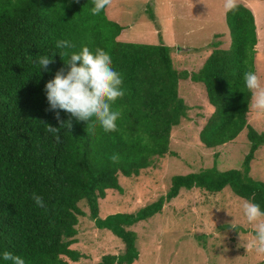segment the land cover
Masks as SVG:
<instances>
[{
  "label": "trees",
  "instance_id": "16d2710c",
  "mask_svg": "<svg viewBox=\"0 0 264 264\" xmlns=\"http://www.w3.org/2000/svg\"><path fill=\"white\" fill-rule=\"evenodd\" d=\"M238 5L235 12H224L229 46L212 42L201 66L187 72L173 67L169 47L162 42L118 40L123 27L108 19L105 9L93 16V0H0V254L7 250L21 255L26 264L77 261L82 254L71 245L85 206L94 225L112 232L123 245L122 253L102 255L94 264H131L138 255L136 236L126 227L159 212L180 188L218 192L228 186L264 210V182L249 176L250 161L264 145V131L246 120L251 93L243 82V73L253 71L255 25L249 7ZM60 39L70 40L73 52L87 46L93 53L100 48L110 54L125 90L113 105L122 113L119 131L104 133L97 125L92 134L86 122L50 109L45 84L58 70L68 71L67 58L62 60L55 47ZM52 53L54 63L47 71L39 69V57ZM187 77L203 85L212 107L198 131L203 147L225 144L246 129L249 145L240 167L218 171L213 165L174 175L163 195L135 213L98 218V199L107 189L121 192L118 175L137 176L152 166L154 157L172 154L171 128L186 110L177 81ZM56 111L72 125L61 128L59 143L45 128L60 127ZM113 154L118 163L109 159ZM32 193L43 197L47 211L35 206ZM0 264L9 262L0 259Z\"/></svg>",
  "mask_w": 264,
  "mask_h": 264
},
{
  "label": "rangeland",
  "instance_id": "374dc122",
  "mask_svg": "<svg viewBox=\"0 0 264 264\" xmlns=\"http://www.w3.org/2000/svg\"><path fill=\"white\" fill-rule=\"evenodd\" d=\"M238 3L248 6L253 15L256 44L252 65L264 84V0ZM223 4L224 0H113L105 15L123 27L118 40L162 42L169 47L177 71L194 72L208 55L212 42L218 41L224 49L229 46ZM177 94L186 110L171 128L168 149L172 154L154 157L152 166L140 170L137 176L118 175L121 192L107 189L98 199V218L135 213L163 195L174 175L213 165L218 171L240 167L249 145L246 129L225 144L203 147L198 131L212 112L204 87L188 77L179 78ZM246 120L256 131H264V114L252 108V98ZM249 166V176L264 182V145L255 151ZM244 201L228 186L218 192L180 188L175 197L163 202L159 212L126 227L136 236L138 255L131 264H264V255L248 247L254 232L242 214ZM82 210L71 245L82 256L69 264H94L102 255L122 253L121 240L109 230L96 227L85 206Z\"/></svg>",
  "mask_w": 264,
  "mask_h": 264
},
{
  "label": "clouds",
  "instance_id": "9594fccd",
  "mask_svg": "<svg viewBox=\"0 0 264 264\" xmlns=\"http://www.w3.org/2000/svg\"><path fill=\"white\" fill-rule=\"evenodd\" d=\"M113 0H93L90 12L93 16L99 15L104 9L112 5ZM225 14L235 12L239 5L238 0H224ZM61 59L68 65L66 74L63 69L56 72L52 80L46 82V98L51 110H63L77 121L86 122V130L95 134L97 125L104 133L119 131L117 121L122 113L115 110L118 99L125 95L123 76L112 67L110 54L100 48L93 53L87 46L79 52L71 49L75 45L68 39H60L55 43ZM51 55H42L38 59L39 69L48 70V65L54 63ZM244 87L252 98V108L257 114H264V84L253 71L243 73ZM55 117L60 127L45 124L46 131L59 143L61 128H71V120L61 121L59 111ZM42 123V122H41ZM113 163L119 162V156L113 154L109 158ZM31 199L35 206L47 211L43 197L32 193ZM242 214L245 222L252 226L254 236L248 247L258 255H264V210L257 203L245 200L242 204ZM235 229V225H233ZM0 259L9 264H26V260L18 254L3 251Z\"/></svg>",
  "mask_w": 264,
  "mask_h": 264
}]
</instances>
